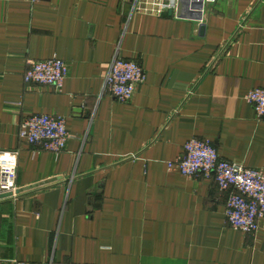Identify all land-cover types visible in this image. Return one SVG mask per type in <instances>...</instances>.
I'll use <instances>...</instances> for the list:
<instances>
[{
  "label": "crops",
  "instance_id": "0c3cea01",
  "mask_svg": "<svg viewBox=\"0 0 264 264\" xmlns=\"http://www.w3.org/2000/svg\"><path fill=\"white\" fill-rule=\"evenodd\" d=\"M145 82L104 93L114 58ZM58 58L60 92L25 85L28 62ZM264 0H217L202 24L132 10L131 0H0V151H18L19 194L0 201V264H264V221L225 220L232 190L167 168L192 138L264 171ZM64 118L58 155L19 137L24 118Z\"/></svg>",
  "mask_w": 264,
  "mask_h": 264
},
{
  "label": "built area",
  "instance_id": "2783aa9c",
  "mask_svg": "<svg viewBox=\"0 0 264 264\" xmlns=\"http://www.w3.org/2000/svg\"><path fill=\"white\" fill-rule=\"evenodd\" d=\"M217 0H131L132 10L163 16L171 14L178 19H191L200 24L206 17V8ZM68 74L64 61L51 58L30 61L23 74L25 85L54 88L60 92ZM146 80L143 68L133 61L116 56L104 81V93L119 103H128L136 88ZM244 100L250 104L257 120L264 118V89L250 90ZM20 139L29 146L55 155L65 150L72 138L64 118L31 115L19 127ZM18 151H0V201L19 194L17 187ZM167 168L187 178L212 179L220 192L232 190L226 201L225 220L233 230L245 235L257 233L264 221V171L219 157L209 140L192 138L183 145L182 153Z\"/></svg>",
  "mask_w": 264,
  "mask_h": 264
}]
</instances>
